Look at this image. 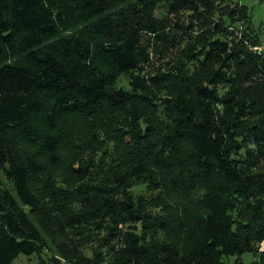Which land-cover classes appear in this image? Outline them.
<instances>
[{"label": "trees", "instance_id": "1", "mask_svg": "<svg viewBox=\"0 0 264 264\" xmlns=\"http://www.w3.org/2000/svg\"><path fill=\"white\" fill-rule=\"evenodd\" d=\"M245 1L0 0V264H264V22ZM78 122L111 148L64 163Z\"/></svg>", "mask_w": 264, "mask_h": 264}, {"label": "rangeland", "instance_id": "2", "mask_svg": "<svg viewBox=\"0 0 264 264\" xmlns=\"http://www.w3.org/2000/svg\"><path fill=\"white\" fill-rule=\"evenodd\" d=\"M253 13V20L256 25L264 22V0H246L244 2ZM159 16V14H158ZM173 52H169L167 55L165 53H157L154 48L151 50V64L153 66V70L160 68H166V63L170 64L173 59H171V54ZM116 86L118 88L124 87L125 89H130L127 83V78L125 76H120ZM75 130L79 131V135L76 134L75 137H69L71 130L64 129L62 137L66 139L62 141V148L59 152L61 159L64 163H72L77 161H85L90 158L91 155L94 154L92 148H96L98 155L103 152V149L107 147L111 148V143L105 140L99 142H93L91 138L90 131L87 130L86 126L82 122L76 123L74 126ZM68 137V138H67ZM136 195H148L149 191L145 186H137L133 189ZM200 196V193H195L191 196V199H196ZM262 246V245H261ZM46 256L43 255V258ZM255 255L250 253H245L242 255L241 260L239 261L241 264H251L254 260ZM237 260L236 257H232L228 259L229 264L235 263ZM39 260L36 256L33 257H24L20 256L14 264H38Z\"/></svg>", "mask_w": 264, "mask_h": 264}]
</instances>
